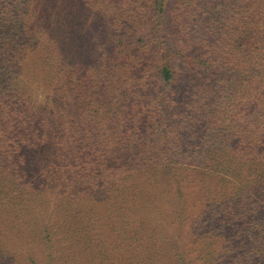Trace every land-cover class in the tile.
Segmentation results:
<instances>
[{"label": "trees", "instance_id": "16d2710c", "mask_svg": "<svg viewBox=\"0 0 264 264\" xmlns=\"http://www.w3.org/2000/svg\"><path fill=\"white\" fill-rule=\"evenodd\" d=\"M263 20L264 0H0V234L26 242L0 235V264H54L58 230L62 264H149L169 244L171 264L194 244L260 259ZM10 45L36 50L29 74Z\"/></svg>", "mask_w": 264, "mask_h": 264}, {"label": "rangeland", "instance_id": "374dc122", "mask_svg": "<svg viewBox=\"0 0 264 264\" xmlns=\"http://www.w3.org/2000/svg\"><path fill=\"white\" fill-rule=\"evenodd\" d=\"M175 4V0H172V5ZM114 11L113 7H105L103 10H101L105 15ZM264 21V20H263ZM81 21H77L78 24H80ZM260 28L264 31V22L261 23ZM85 29V32H84ZM87 29V30H86ZM99 24L98 22H94L89 28H84L81 30L84 34L80 35L82 41H88L92 39L96 33L98 32ZM17 47H12L11 45L9 47H5L1 51H5V61L13 68L17 69L21 75L29 74L28 71V65L33 58V56L36 55V50H32L30 47H26V49H16ZM32 82H41L36 80H31ZM37 101L42 103L46 101V96L41 93L40 89L37 90L36 93ZM264 119V115L262 116ZM53 202V201H52ZM53 206V205H52ZM48 207V208H52ZM46 211H42L40 214H44ZM55 214L51 212L50 216H54ZM193 215V214H192ZM193 219V218H191ZM155 223H158L155 221ZM189 226L191 225L188 224ZM4 234L1 235L2 239L4 240V243H6L8 249H18L20 250L23 248L26 244L25 240L20 238L16 232L17 229H12L10 226L6 227ZM9 229V230H8ZM1 230V228H0ZM64 234V231L58 230L57 233L53 232V236H56L55 239H61L60 241H56L55 244H52L53 248L52 251L57 256V259L54 261V264H62V262L59 261L58 255L62 253V251H66V247L70 245V242L63 243L62 235ZM163 235H166L164 232ZM167 245V244H166ZM168 247V255L167 253H162L161 255L156 252L154 255H152L153 250L145 251L144 253V259L145 261H148L149 264H171L175 262V258L171 257L173 254L178 252V246H181L182 244H169ZM226 244H212V247L206 248L205 244H194L193 252L191 253L193 259H195V264H264V254L258 255L260 259H247L243 257L234 258V256L242 252L244 249L243 244H234L232 246H225ZM192 246L191 244L186 245V249L189 250V247ZM73 249V248H72ZM71 249V250H72ZM83 249L80 245H76L75 250H81ZM155 249V248H153ZM157 251V250H156ZM127 259L130 257V254H125ZM92 255H89L87 252L79 255V263L82 264H97L95 260H93ZM21 264H26L21 260Z\"/></svg>", "mask_w": 264, "mask_h": 264}]
</instances>
